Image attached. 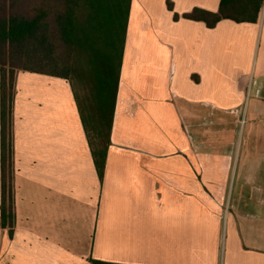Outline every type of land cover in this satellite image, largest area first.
<instances>
[{
  "label": "crops",
  "instance_id": "crops-1",
  "mask_svg": "<svg viewBox=\"0 0 264 264\" xmlns=\"http://www.w3.org/2000/svg\"><path fill=\"white\" fill-rule=\"evenodd\" d=\"M220 2L131 1L102 179L70 82L17 73L0 264H264V7L256 23L183 17Z\"/></svg>",
  "mask_w": 264,
  "mask_h": 264
},
{
  "label": "trees",
  "instance_id": "trees-1",
  "mask_svg": "<svg viewBox=\"0 0 264 264\" xmlns=\"http://www.w3.org/2000/svg\"><path fill=\"white\" fill-rule=\"evenodd\" d=\"M132 0H0V228L15 226L13 109L16 75L28 71L70 82L97 172L111 144ZM169 10L173 4L168 1ZM264 0H221L218 13L196 8L185 19L214 28L256 23ZM178 15L175 19H178ZM91 264H117L91 260Z\"/></svg>",
  "mask_w": 264,
  "mask_h": 264
},
{
  "label": "rangeland",
  "instance_id": "rangeland-1",
  "mask_svg": "<svg viewBox=\"0 0 264 264\" xmlns=\"http://www.w3.org/2000/svg\"><path fill=\"white\" fill-rule=\"evenodd\" d=\"M172 2V1H171ZM173 3V2H172ZM246 116L244 115V117H241L240 119V122L238 124V131H237V136H236V141L240 142L243 140V134H244V124H243V121L246 122L245 120ZM235 154L237 155L238 154V147L235 148ZM234 181V180H233ZM233 181H230V185H229V191H228V194L227 196L225 197H222L221 198V202H222V205L221 207L223 206V208L225 209L226 207V210L228 209V205L230 203V199H231V192L233 191ZM225 212V211H224Z\"/></svg>",
  "mask_w": 264,
  "mask_h": 264
},
{
  "label": "built area",
  "instance_id": "built-area-1",
  "mask_svg": "<svg viewBox=\"0 0 264 264\" xmlns=\"http://www.w3.org/2000/svg\"><path fill=\"white\" fill-rule=\"evenodd\" d=\"M243 124H244V121H243Z\"/></svg>",
  "mask_w": 264,
  "mask_h": 264
}]
</instances>
